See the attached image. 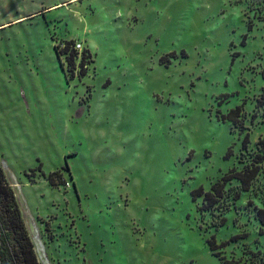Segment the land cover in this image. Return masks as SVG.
<instances>
[{
	"label": "rangeland",
	"instance_id": "1",
	"mask_svg": "<svg viewBox=\"0 0 264 264\" xmlns=\"http://www.w3.org/2000/svg\"><path fill=\"white\" fill-rule=\"evenodd\" d=\"M262 136L264 0H0V160L40 264H264V161L196 195Z\"/></svg>",
	"mask_w": 264,
	"mask_h": 264
},
{
	"label": "trees",
	"instance_id": "2",
	"mask_svg": "<svg viewBox=\"0 0 264 264\" xmlns=\"http://www.w3.org/2000/svg\"><path fill=\"white\" fill-rule=\"evenodd\" d=\"M73 42H67V45ZM66 49V48H65ZM64 49V50H65ZM70 64H75L74 58H68ZM231 114L240 115V108L232 110ZM250 143L249 136L245 138L244 148H248ZM258 145L260 150L264 151V136H262ZM1 159V158H0ZM264 161L263 153H257L252 161L245 165L242 170L232 169L223 176L221 181L212 186L211 191L205 192L200 188L196 195L203 196V202L199 206L200 211H213L220 207L221 198L225 189V184L231 180L240 182V191H248L253 180L259 175ZM51 185L59 186L64 183L63 173L61 170H56L47 178ZM240 191L235 194V199H239ZM255 218L260 223L259 233L264 235V208L255 209ZM226 218H221L220 222L216 223V229L225 225ZM0 227L2 234L0 236V264H40L37 254L34 250L33 240L28 228L21 215V209L18 204L15 192L11 188L10 182L3 169L0 160ZM242 236L240 234L232 236L230 242L237 241ZM229 242L217 243L215 235L209 239V246L213 252L217 251ZM218 255V254H216ZM228 263V262H227ZM231 264V263H228Z\"/></svg>",
	"mask_w": 264,
	"mask_h": 264
},
{
	"label": "water",
	"instance_id": "3",
	"mask_svg": "<svg viewBox=\"0 0 264 264\" xmlns=\"http://www.w3.org/2000/svg\"><path fill=\"white\" fill-rule=\"evenodd\" d=\"M33 228H34V227L31 225V228H30V229H31L32 233L34 232V231H33ZM33 235H34V233H33Z\"/></svg>",
	"mask_w": 264,
	"mask_h": 264
},
{
	"label": "flooded vegetation",
	"instance_id": "4",
	"mask_svg": "<svg viewBox=\"0 0 264 264\" xmlns=\"http://www.w3.org/2000/svg\"><path fill=\"white\" fill-rule=\"evenodd\" d=\"M1 234H2V231H1V227H0V236H1Z\"/></svg>",
	"mask_w": 264,
	"mask_h": 264
},
{
	"label": "built area",
	"instance_id": "5",
	"mask_svg": "<svg viewBox=\"0 0 264 264\" xmlns=\"http://www.w3.org/2000/svg\"><path fill=\"white\" fill-rule=\"evenodd\" d=\"M77 47H80V45H78Z\"/></svg>",
	"mask_w": 264,
	"mask_h": 264
}]
</instances>
